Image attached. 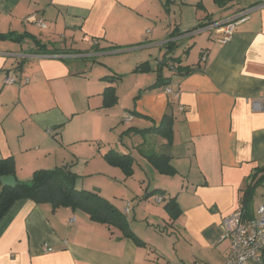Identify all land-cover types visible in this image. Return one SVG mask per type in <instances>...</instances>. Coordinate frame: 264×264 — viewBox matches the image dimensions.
Instances as JSON below:
<instances>
[{"label": "crops", "instance_id": "0c3cea01", "mask_svg": "<svg viewBox=\"0 0 264 264\" xmlns=\"http://www.w3.org/2000/svg\"><path fill=\"white\" fill-rule=\"evenodd\" d=\"M173 1L189 9L187 22L170 15ZM247 10L226 42L205 25ZM31 14L47 27L28 22ZM12 32L40 44L1 36ZM121 54H133L123 58L125 70L101 61ZM88 56L104 64L102 76L87 75L95 68ZM110 74L121 75L112 82L118 102L103 108ZM123 74L132 77L130 86H121ZM12 75L17 82L5 83ZM159 79L167 85L155 87ZM263 96L264 0H0V159L13 157L22 181L61 166L81 173L76 187L99 191L143 240L137 244L81 209L23 199L0 221V264H223L230 242L221 222L241 207L251 175L264 168V100L262 109L252 107ZM167 113L170 143L137 131ZM110 149L133 157L132 175L107 161ZM154 155L166 157L175 173H161ZM94 174L108 179L91 183ZM174 196L180 214L173 220L165 203ZM261 204L264 182L254 191L253 216Z\"/></svg>", "mask_w": 264, "mask_h": 264}, {"label": "trees", "instance_id": "16d2710c", "mask_svg": "<svg viewBox=\"0 0 264 264\" xmlns=\"http://www.w3.org/2000/svg\"><path fill=\"white\" fill-rule=\"evenodd\" d=\"M219 5H226L234 0H216ZM211 24V23H208ZM205 24V25H208ZM2 38H10L16 41H22L24 37H32L35 42L40 44L39 39L35 36L23 33L1 35ZM108 48H114L109 46ZM43 49V48H42ZM41 50L45 54L59 53L57 50ZM105 49V48H104ZM121 78V75L106 76L105 80L109 81L103 91V108H112L118 102L116 87L112 84L114 81ZM166 79H159L155 87L166 86ZM172 118L168 113L165 114L158 125H153L146 129H138V132H155L168 140L172 141L173 129ZM129 128L127 131L132 130ZM107 161L119 166L123 169L127 176L133 174L132 165L134 163L133 157L128 154L117 153L114 150H108L105 154ZM154 164L159 168L163 174H174L175 170L168 163L164 156L154 155L150 156ZM15 161L14 158L9 156L0 159V177L2 175H15ZM77 174L71 171L67 166H61L55 169H39L36 170L32 178L28 181L17 179L15 187L3 186L0 182V221L18 200L32 199L38 204L50 203L53 209L61 206L70 207L72 209H81L86 212L93 221H98L109 226H115L122 230L124 236L132 238L137 244H143V240L131 229L125 214L107 198H105L99 191H91L76 187ZM264 182V168L256 169L250 177V181L243 189L241 199V207L245 219H250L253 216L251 204L253 200L254 191L259 184ZM155 189L153 192H156ZM159 193L163 191H158ZM165 193V192H163ZM170 217L174 220L180 214V207L175 196L168 199L165 203ZM230 252V250H229ZM229 254V253H228Z\"/></svg>", "mask_w": 264, "mask_h": 264}, {"label": "built area", "instance_id": "2783aa9c", "mask_svg": "<svg viewBox=\"0 0 264 264\" xmlns=\"http://www.w3.org/2000/svg\"><path fill=\"white\" fill-rule=\"evenodd\" d=\"M251 10L238 12L233 17L208 26L217 34H222V41L226 42L231 39L238 23L249 17ZM42 28H46L45 21L36 14H31L26 19ZM63 57L62 55H54ZM18 78L14 75L8 76L5 83L12 84L17 82ZM28 81V79H26ZM171 92V89H167ZM264 96L252 102V107L256 110L263 108ZM124 120H131L129 114L123 115ZM157 202L163 201L162 196L157 197ZM224 231V237L230 242V252L223 264H264V204L257 209V215L245 219L242 207L238 208L231 214L225 216L221 222ZM47 246V245H45ZM48 249V248H47Z\"/></svg>", "mask_w": 264, "mask_h": 264}, {"label": "rangeland", "instance_id": "374dc122", "mask_svg": "<svg viewBox=\"0 0 264 264\" xmlns=\"http://www.w3.org/2000/svg\"><path fill=\"white\" fill-rule=\"evenodd\" d=\"M163 1H165V0H163ZM182 4L180 3V2H178V1H173V2H171V4H170V15L172 16V17H174V15H176V17H178V18H180V17H185V20H186V22L189 20L188 19V14H189V9L188 8H185L184 10L182 9V8H180V6H181ZM194 20L195 19H193L192 20V22H191V25H193L194 23ZM165 25H167V23L165 24ZM82 46H85V45H82ZM82 46H80V48L82 47ZM185 47H188V45H186ZM184 46H181V48L179 49L178 47H174V53H182L183 52V49L185 48ZM83 48V47H82ZM160 54V52L158 51L157 53H155L154 55H152L153 57H151V59H153L154 60V58L157 56V55H159ZM130 55H133V54H121V55H113V56H110V57H108L107 59H101V61H107V62H110V64H111V66H113V67H115L116 69L117 68H121V66L123 67V69L122 70H125L124 68L126 67V65L127 64H125V63H123V58H125V57H128V56H130ZM94 57H92V56H88V57H86L85 59H87L88 60V68L90 67V65L92 64V65H94V69L91 71V72H87V75H90V74H92V75H96V76H98L99 74H101V76L104 74V73H102L103 71H100L101 69H103L104 67L103 66H101V65H104L103 63L101 64L100 63V61L99 60H97V61H95L94 59H93ZM78 59V61H79V65L80 66H83V67H85V64H84V62H83V60H84V58H82V57H79V58H77ZM70 61H72V59H69ZM169 64H171V62L169 63ZM168 68L169 67H165V71H164V73H165V75L166 74H168V73H170V69L168 70ZM104 72H107V71H104ZM112 74V73H111ZM110 74V76H113V75H111ZM125 74V73H124ZM123 74V76H124V79H123V81H122V83H121V86L123 87L124 85H125V83H126V85L128 84V86H130L131 84H132V77L130 76V75H124ZM170 75H172V74H170ZM147 84H149V82L147 83ZM123 126V125H122ZM129 125L128 124H126L125 125V127H128ZM124 127V126H123ZM79 171L80 172H83L82 170H80L79 169ZM84 175V174H83ZM106 176H108L109 177V175H107V174H105ZM89 177H91V178H89ZM104 176H102V175H96V174H94L93 176H88V178L87 179H91V180H89V182H91V183H93V182H95V181H98V184L101 182V181H106V179H108L107 177H104ZM82 179H85L84 177H82V174L80 173V176L77 178V181L79 182V181H81ZM88 181H87V183H89ZM115 189H117V187L116 188H112V190H111V192L113 191V190H115ZM159 207H163V204H160V206Z\"/></svg>", "mask_w": 264, "mask_h": 264}, {"label": "water", "instance_id": "95a60500", "mask_svg": "<svg viewBox=\"0 0 264 264\" xmlns=\"http://www.w3.org/2000/svg\"><path fill=\"white\" fill-rule=\"evenodd\" d=\"M0 182L3 186L15 187L17 183V178L15 175H2L0 177Z\"/></svg>", "mask_w": 264, "mask_h": 264}]
</instances>
